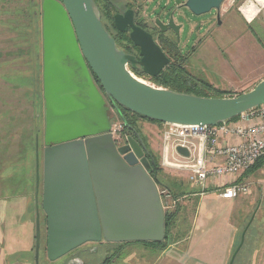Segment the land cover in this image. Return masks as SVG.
<instances>
[{
  "label": "water",
  "instance_id": "95a60500",
  "mask_svg": "<svg viewBox=\"0 0 264 264\" xmlns=\"http://www.w3.org/2000/svg\"><path fill=\"white\" fill-rule=\"evenodd\" d=\"M225 0H187L185 7L201 16L215 10L221 26ZM45 130L43 195L47 218V255L57 261L86 243H160L166 238L165 210L149 154L137 135L118 147L112 115L128 126L121 108L163 124L217 126L264 105V79L252 90L231 98H207L152 87L135 77V57L117 47L103 25L95 0H42ZM120 32L139 47L144 73L157 78L169 58L153 36L134 24V11L114 16ZM166 31L178 26L157 20ZM98 81L100 89L93 76ZM101 89L104 93H102ZM108 98L113 109L108 105ZM36 189L40 188L39 139ZM183 157L188 149L177 147ZM133 152L129 160L125 155ZM138 159L140 160L138 162ZM38 262L42 232L36 200ZM247 228L230 264L242 249ZM69 264H83L72 260Z\"/></svg>",
  "mask_w": 264,
  "mask_h": 264
},
{
  "label": "rangeland",
  "instance_id": "374dc122",
  "mask_svg": "<svg viewBox=\"0 0 264 264\" xmlns=\"http://www.w3.org/2000/svg\"><path fill=\"white\" fill-rule=\"evenodd\" d=\"M97 1L101 18L109 30L114 29V22L108 16L114 17L127 8L138 7H142L140 9L143 15L148 18L164 22L167 14H170L176 23L182 24L179 41L171 37L172 43L165 45L172 59L166 72L173 71L174 75L179 73V76L185 75L194 80L201 86V93H204L202 86L207 84L209 89L206 87L205 93L207 91L206 94L210 96L236 97L252 90L264 79V7L255 0H225L221 10V26H217L215 10L196 16L184 7L187 0ZM109 3H113L115 8L107 9ZM41 7L42 0H0V171L13 162L12 168L10 166L11 170L14 168L13 174L20 171L17 168L22 170L26 163L33 166V169L35 167L36 171L37 146L34 145L38 139L41 153L44 149ZM248 9L256 12L254 21H249L246 17L244 11ZM156 39L161 41V38ZM129 69L138 79L164 88L152 78L137 75L130 67ZM112 116V124L121 121L117 113ZM127 116L144 122L138 126L136 121L134 126L149 152L156 158L159 167V184L156 183L158 191L168 187L178 195L177 199L172 194L171 197L162 199L165 212L177 210L171 226L169 246L184 241L192 233L197 237L202 232V226L199 228L197 225H202L207 208H202L201 204L210 200L211 206H214L213 211L208 214L209 218H214L212 231L217 232L223 221L222 215H228L225 220L235 229L238 238L248 227L245 251L236 264H251V252L255 249L259 252L254 264H264V188L258 183L264 177V167L244 177L245 181L253 183L252 192L233 202L232 206L230 202L219 201L214 194L216 192L212 190L202 196L203 191L190 182L186 169L176 164L164 163L165 154L169 158L173 155L172 141L165 140V133L170 128L163 123H152L134 117L130 113ZM4 173L6 176L10 174ZM166 204L168 207H165ZM237 245L236 242L232 254ZM95 246L98 249L96 253L80 252L82 261L88 264H156L158 255L162 252L141 244L129 246L102 243ZM31 259L34 264H68L69 256L57 261L49 260L43 236L38 262L35 252Z\"/></svg>",
  "mask_w": 264,
  "mask_h": 264
},
{
  "label": "built area",
  "instance_id": "2783aa9c",
  "mask_svg": "<svg viewBox=\"0 0 264 264\" xmlns=\"http://www.w3.org/2000/svg\"><path fill=\"white\" fill-rule=\"evenodd\" d=\"M165 125L170 128L165 140L173 144L172 158L165 154V164L186 169L191 183L198 184L203 192L207 189L216 192L223 200L234 201L250 195L253 183L243 176L261 161L264 167V105L240 115L236 121L217 126ZM112 134L118 147L128 145L122 121L113 123ZM179 146L188 149L190 157L178 154ZM132 153L124 157L130 160ZM258 183L264 188V177ZM159 194L161 200L171 197L167 189Z\"/></svg>",
  "mask_w": 264,
  "mask_h": 264
},
{
  "label": "crops",
  "instance_id": "0c3cea01",
  "mask_svg": "<svg viewBox=\"0 0 264 264\" xmlns=\"http://www.w3.org/2000/svg\"><path fill=\"white\" fill-rule=\"evenodd\" d=\"M137 124L139 126L144 122L137 120ZM41 163L43 172V153L41 154ZM13 165L14 163L10 162L5 166V169L3 168L4 170L0 171V264H34L31 257L36 246V171L35 167L33 169V166L30 164L28 166L26 163L22 170L17 168L20 171L13 174L14 168L10 169V166L12 168ZM4 172L10 173L9 176H6ZM192 184L196 188H201L198 184ZM200 190L203 191L202 188ZM206 191L210 192L209 189ZM214 194L219 201L230 202L231 206L239 199L227 201L217 193ZM201 195L205 196L206 193L201 192ZM211 205L210 200L201 204L202 208H207L202 225H197L199 228L202 226V232L197 237L192 233L191 237L160 252L156 264H229L233 248L236 242H241L242 235L238 238L235 229L225 220L228 215L222 214L220 215H222L223 221L217 228V232L212 231L214 218L211 219L208 215L213 211L214 206ZM46 223L45 215V220L41 218L42 237H47ZM239 226L242 227V224ZM244 249L245 242L241 252L238 253L237 260L235 259L236 262L242 258ZM258 252V249L252 250L251 264L256 263L257 257L255 256ZM236 262L234 263L236 264Z\"/></svg>",
  "mask_w": 264,
  "mask_h": 264
},
{
  "label": "flooded vegetation",
  "instance_id": "af4514ba",
  "mask_svg": "<svg viewBox=\"0 0 264 264\" xmlns=\"http://www.w3.org/2000/svg\"><path fill=\"white\" fill-rule=\"evenodd\" d=\"M150 2V0H149ZM185 7V6H184ZM142 8V7H140ZM139 7L136 9H131V8H127L125 11H120L118 12V14H122L124 15L126 11L128 10H133L134 11V24L137 27H140L141 29L145 30L147 33L151 34L153 36L154 41L161 47V49L163 50V52L166 54V56L169 58V63L168 65L160 72V75L158 77H160L169 67V65L171 64L172 59L169 56V51L167 50V47L165 45L167 44H171L172 43V39L171 37H174L177 41H179V35L181 33V31L183 30V25L182 24H178L176 23V25L178 26V32L179 34L176 32L175 29L171 28V27H167V30L164 31L162 26H160L157 23V18L153 19V18H148L145 15H143L144 13L142 12V10ZM117 15V14H115ZM114 15V16H115ZM171 15L167 14V19L163 22V24L165 26L169 25V22L171 20ZM216 19H217V12H216ZM114 22V19H113ZM107 31L109 32V34L115 39L116 43H117V47L122 50L124 53L135 57V60L137 62V67L133 68L131 65H129V67L137 74V75H142L144 77H148V78H153L147 74L144 73V67L142 65V56H141V50L139 47L135 46L133 41L131 40L130 34L132 32V29L129 27L127 32H120L115 23H114V29H108L106 27ZM161 38V41L159 42L156 38ZM125 41V42H124ZM123 42L125 43V45H123ZM93 79L95 81V83L97 84V86L100 89V85L98 83V81L95 79L94 75ZM102 93L103 90L101 89ZM107 99L108 105L113 109V105L111 103V101ZM125 114H128V112H124ZM133 137L134 139L137 140V137H135L134 132H130V135H128V138ZM40 147V146H39ZM44 149H45V144H44ZM43 149V150H44ZM42 150V153H43ZM41 150L39 149V160H40V188H39V192L38 194L36 193V200H38L39 202V211H40V217L43 218V220H45V215L42 211L41 208V204H42V195H43V172H42V163H41ZM145 157L147 158L149 165L151 167V171H150V176L154 179V177H156L159 173V167H157V161L156 158L152 155V154H145ZM37 164V161H36ZM37 192V189H36ZM36 215H37V208H36ZM44 217H43V216ZM46 239V237H45ZM102 243H106V242H101V243H86L83 246L79 247L78 249L70 252L69 254L66 255V257L69 256V259L67 261V263L69 264L72 260H83L82 256L80 255V252L83 253H96L98 251L97 246L95 245H100ZM95 244V245H94ZM90 245H94L93 247ZM96 247V249H95ZM94 251V252H93ZM81 260V261H82ZM83 264H88V262L86 261H82Z\"/></svg>",
  "mask_w": 264,
  "mask_h": 264
},
{
  "label": "trees",
  "instance_id": "16d2710c",
  "mask_svg": "<svg viewBox=\"0 0 264 264\" xmlns=\"http://www.w3.org/2000/svg\"><path fill=\"white\" fill-rule=\"evenodd\" d=\"M95 2L98 5L99 10H100V13H101V9H100V6L98 4V1L95 0ZM112 7L115 8L114 4L113 3H109V5H107L106 8L107 9H112ZM32 15H33V19H35V16L36 15H35V12L34 11H33ZM101 17H102V15H101ZM108 18L111 21H113V19H114V17H111V16H108ZM102 22H103V20H102ZM103 25H104V22H103ZM104 26L106 28V25H104ZM42 48H43V44H42ZM174 74H175V72H173V71H169V72L168 71L167 72L165 71L160 77L152 78V80L154 82H156L157 84L163 86L165 89H169V90H172V91H175V92H179V93H183V94H189V95H195V96H200V97H207V98H211V97H213V98H222V96H220V95L210 96V95L206 94L207 91L205 93V90H207V88L209 89V85L205 84L204 86H202V88L204 89V93H201L200 92V89H201L200 87L201 86L199 84H197L196 82H194V80H190L185 75H183V76L180 75L181 76L180 77L179 76V73H177L176 75H174ZM121 110H122V112H123V114H124V116L126 118V121L128 123V126H125V124H124V122H123V120L121 119L120 116H119V119L123 122V124H124V131H125V134H127V135H130V132H134L135 137H137V135L141 137V135L137 131L136 127L134 126L136 124V121L137 120L136 119L133 120V118L132 119L129 118L127 116V114H125L124 112H128V114L130 113L134 117H138L140 119H144V120L150 121L152 123H160V122H157V121H151V120H149L147 118H144V117L139 116L137 114L131 113V112L127 111L124 108H121ZM237 119L238 118H235V119L231 120V122L232 121H236ZM143 143H144V141H143ZM144 145H145V143H144ZM34 147H36V143H35ZM145 147H146V145H145ZM146 149H147V147H146ZM147 151L149 152L148 149H147ZM157 167H158V164H157ZM261 167H263L262 161L259 162L258 165H256L254 168H252L248 172H246L244 174V177H247L249 174L258 171ZM154 179H155V182L158 183L157 176L154 177ZM167 189H169V191L171 192L173 198L177 199L178 195L176 193H174L172 191V189H170L168 187H167ZM176 214H177V210L176 211H173V212L172 211H166L165 212V231H166V238H165V240L163 242H160V243H153V242H149V243H128V244H125V245L131 246V245H137V244L140 245L141 244V245H145L147 247H149V246L155 247V249L160 250V251L166 250L167 247L169 246L168 243L171 240V236H170L171 226H172V223H173V221H174V219L176 217ZM239 244H240V242H238V245L236 247H238ZM234 253H235V251H234ZM233 254H232V256H233ZM238 256H239V254L236 257V260H237ZM236 260H235V262H236Z\"/></svg>",
  "mask_w": 264,
  "mask_h": 264
},
{
  "label": "bare ground",
  "instance_id": "6f19581e",
  "mask_svg": "<svg viewBox=\"0 0 264 264\" xmlns=\"http://www.w3.org/2000/svg\"><path fill=\"white\" fill-rule=\"evenodd\" d=\"M255 1L258 2L262 7H264V0H255ZM244 12H245L248 20L253 21L256 12L252 11L251 9L245 10ZM139 80L145 83V81H143L141 79H139Z\"/></svg>",
  "mask_w": 264,
  "mask_h": 264
}]
</instances>
